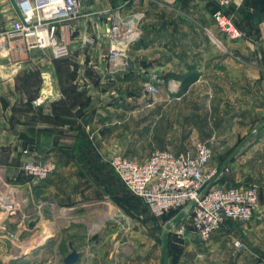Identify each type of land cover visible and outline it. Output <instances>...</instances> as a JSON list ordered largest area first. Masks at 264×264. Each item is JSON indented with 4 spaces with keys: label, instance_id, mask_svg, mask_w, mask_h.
I'll list each match as a JSON object with an SVG mask.
<instances>
[{
    "label": "crops",
    "instance_id": "crops-1",
    "mask_svg": "<svg viewBox=\"0 0 264 264\" xmlns=\"http://www.w3.org/2000/svg\"><path fill=\"white\" fill-rule=\"evenodd\" d=\"M150 1L138 9V1L82 0L66 59L54 60L40 49L0 53V182L24 178L22 165L29 159L51 160L57 170L49 178L24 179L17 189L31 193L64 181L98 197L104 192L102 169L116 151L142 161L156 149L180 153L209 141L215 152L209 165L229 169L214 184L252 181L259 201L249 222L226 221L177 261L264 264V0L224 9L242 31L239 38L222 32L202 7L179 14L170 6L176 0H158L153 13ZM19 13L15 0H0V31ZM131 15L137 32L125 56L113 62L108 29ZM85 35L94 41L83 44ZM152 71L166 79L158 94L143 87ZM48 93L43 105L34 104ZM101 219L92 224L95 237L74 241L80 264H115L113 254L104 258ZM175 219L169 226L180 217ZM236 236L245 247H234ZM4 253L0 247V257Z\"/></svg>",
    "mask_w": 264,
    "mask_h": 264
},
{
    "label": "built area",
    "instance_id": "built-area-1",
    "mask_svg": "<svg viewBox=\"0 0 264 264\" xmlns=\"http://www.w3.org/2000/svg\"><path fill=\"white\" fill-rule=\"evenodd\" d=\"M81 1L15 0L20 13L10 27L0 31V53L17 47L48 50L54 60L68 58L74 38L73 20L80 16ZM245 1L218 0L223 8ZM215 17L217 27L231 38L243 35L231 15L218 10ZM136 32L133 18L111 24L108 29V58L111 61L125 56V50ZM93 41L91 35L83 37V44ZM165 80L161 73L152 71L143 81V87L149 94H158ZM51 96L49 93L41 94L34 104L41 106ZM194 145V149L180 153L156 149L142 161L116 151L109 157V162L128 189L143 199L156 217L173 209L183 210L192 203L190 211L179 219L177 232L207 241L228 220L246 223L252 219L259 201V188L253 184H214L229 169L209 165L215 153L209 141L198 140ZM23 169L41 181L57 170V164L51 160L29 159L23 163ZM1 183L4 182H0V211L7 216H18L21 208L12 194L14 190ZM6 237L14 238L15 233L7 232ZM233 245L236 249L245 247L239 236L234 239Z\"/></svg>",
    "mask_w": 264,
    "mask_h": 264
},
{
    "label": "rangeland",
    "instance_id": "rangeland-1",
    "mask_svg": "<svg viewBox=\"0 0 264 264\" xmlns=\"http://www.w3.org/2000/svg\"><path fill=\"white\" fill-rule=\"evenodd\" d=\"M134 1H138L135 4L138 9H143L144 0H130L129 3ZM157 1L146 2L150 12L158 9ZM170 6L179 10V14L181 10L190 14L192 8L202 7L211 14L213 22H216L215 13L226 8L221 7L218 0H176ZM102 172L104 192L98 197L95 193L88 195L86 189L82 192L73 182L64 181L56 183L55 187L45 186L40 191L26 193L17 189L18 182L40 180L24 172V178L19 180L3 177L1 185L14 190L12 194L18 199L21 211L18 216L1 215L0 247L5 248V253L0 257V264H65L73 248L80 252L73 245L74 241L96 236L92 224L100 222L101 218L103 226L98 231L107 239L104 258L113 254L115 264H180L177 259L190 252L191 244L198 247L206 241L180 235L178 223L169 226L173 217L183 216L177 209L160 218L153 217L142 199L122 183L109 163H105ZM247 183L256 185L252 181ZM98 206L101 208L92 209ZM7 232H14L15 237H6ZM80 263L79 257L77 262L66 264Z\"/></svg>",
    "mask_w": 264,
    "mask_h": 264
},
{
    "label": "water",
    "instance_id": "water-1",
    "mask_svg": "<svg viewBox=\"0 0 264 264\" xmlns=\"http://www.w3.org/2000/svg\"><path fill=\"white\" fill-rule=\"evenodd\" d=\"M133 18L132 15L131 16H128L126 19H131ZM191 206H192V203H190L189 205H187L185 208H184V213H188L191 209ZM79 253L77 252L76 249H72V252L66 257L65 259V262L66 263H74V262H77L79 260Z\"/></svg>",
    "mask_w": 264,
    "mask_h": 264
},
{
    "label": "trees",
    "instance_id": "trees-1",
    "mask_svg": "<svg viewBox=\"0 0 264 264\" xmlns=\"http://www.w3.org/2000/svg\"><path fill=\"white\" fill-rule=\"evenodd\" d=\"M66 59V58H65ZM62 60V59H61ZM116 172V171H115ZM224 174V173H223ZM119 176V175H118ZM120 178V177H119ZM120 180L122 181V179L120 178ZM122 183L125 185V183L122 181ZM126 186V185H125ZM127 187V186H126ZM128 188V187H127ZM135 195V194H134ZM135 196H137V195H135ZM138 197V196H137ZM138 198H140V197H138ZM141 199V198H140ZM142 201H143V199H142ZM144 202V201H143ZM145 203V202H144ZM145 205L147 206V204L145 203ZM148 207V206H147ZM149 209V208H148ZM179 209H177V211H178ZM150 211V210H149ZM176 210H171V211H169L168 213H166L165 215H167V214H170V213H174ZM179 212L180 213H182V215H184L185 213H184V209L183 210H179ZM151 213V212H150ZM187 214V213H186ZM152 215V214H151ZM153 217H155V218H158V217H156V216H154V215H152ZM164 216V215H163ZM175 222V221H174Z\"/></svg>",
    "mask_w": 264,
    "mask_h": 264
}]
</instances>
